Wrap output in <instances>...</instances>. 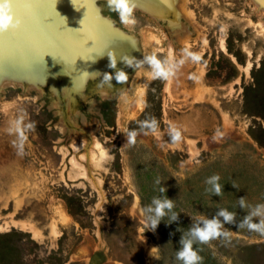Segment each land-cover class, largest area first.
I'll return each mask as SVG.
<instances>
[{
  "label": "rangeland",
  "instance_id": "rangeland-1",
  "mask_svg": "<svg viewBox=\"0 0 264 264\" xmlns=\"http://www.w3.org/2000/svg\"><path fill=\"white\" fill-rule=\"evenodd\" d=\"M44 1L16 0L27 25L0 35V264H180L194 221L225 208L239 222L242 197L264 204V0H133L134 26L105 0ZM185 48L201 61L167 82L122 60ZM117 70L127 82L99 86ZM22 112L35 122L23 156L6 131ZM151 117L158 135L127 145ZM214 174L222 196L205 191ZM160 186L179 220L152 232L143 209ZM225 228L230 242L194 245L202 264H264V236Z\"/></svg>",
  "mask_w": 264,
  "mask_h": 264
},
{
  "label": "clouds",
  "instance_id": "clouds-1",
  "mask_svg": "<svg viewBox=\"0 0 264 264\" xmlns=\"http://www.w3.org/2000/svg\"><path fill=\"white\" fill-rule=\"evenodd\" d=\"M16 0H0V35L15 32L22 28L23 19L19 17L15 11ZM109 10L114 11L121 22L126 26H134L137 19L134 15L135 4L133 0H105ZM27 10L31 12L30 3L27 5ZM92 41V40H89ZM88 43V42H87ZM93 43V41H92ZM110 59L109 67L116 69L117 56L113 52H108ZM124 63L133 67L135 70L139 67L147 66L150 70V78L152 80L171 81L173 80L181 67L188 61L192 63H199L201 56L197 52H193L187 48L182 50L181 58L177 59L171 55L160 59L155 53L143 56L142 60L123 56ZM76 62V61H75ZM113 78L118 83L128 81V74L124 70H117L115 76L105 73L103 80L100 82V87L107 85L112 87L111 81ZM195 79V77H193ZM74 83V82H73ZM26 114L23 112L14 120L10 121L6 129L9 135H14L16 139L12 142L13 147L16 149L17 154L23 156L25 154V144L28 139V133L35 129V122H25ZM158 135L159 122L155 117L146 118L139 122L138 130H126L124 133L126 137V144L135 146L137 136L140 134ZM167 135L172 144L177 145L183 141V134L181 129L175 124H170L168 127ZM215 139V137H214ZM221 177L219 174H214L205 180L208 186L205 191L211 195L222 196L223 186L219 183ZM156 185H161L159 178L155 181ZM233 187L237 188L235 183ZM167 189L163 186L159 187L160 196H154L151 204L143 209L144 223L148 231L155 232L161 221L165 217L168 219L167 224L177 222L179 220V213L176 212L174 200L169 199L164 193ZM241 209H247V214L243 219L237 222V214L225 208L218 209L212 218H203L194 221L187 231L182 234L179 241V249L176 252L175 259L180 264H202L203 258L194 245H208L217 239H223L225 242H230L231 231L225 228V224H236L239 229H247L249 232L264 236V204H256L254 206L248 205L245 198L238 200Z\"/></svg>",
  "mask_w": 264,
  "mask_h": 264
},
{
  "label": "bare ground",
  "instance_id": "bare-ground-1",
  "mask_svg": "<svg viewBox=\"0 0 264 264\" xmlns=\"http://www.w3.org/2000/svg\"><path fill=\"white\" fill-rule=\"evenodd\" d=\"M56 1V0H55ZM57 1H59V0H57ZM62 1H65V0H62ZM78 1V0H77ZM80 1H82V0H80ZM24 2V1H23ZM31 2V1H30ZM46 2V0L44 1V3ZM84 2V1H83ZM32 3V2H31ZM58 3V2H57ZM67 3V2H66ZM79 3V2H78ZM28 4V3H27ZM48 4V3H47ZM60 4V3H59ZM86 5V4H85ZM45 6H47V5H45ZM60 6H61V4H60ZM69 6V5H68ZM75 6V5H74ZM34 8V7H33ZM53 8V7H52ZM62 8V7H61ZM61 8H60V10H61ZM20 9H21V6L18 4V3H15V11L17 12V13H19V14H17L18 16H20L21 17V13H20ZM45 9H47V8H45ZM57 9H59V7L57 8ZM32 11L31 12H33V9H31ZM36 10V9H35ZM37 12V11H36ZM45 12H47V11H45ZM55 12V11H54ZM60 12V11H59ZM62 12V11H61ZM23 13H25V12H23ZM65 13H67V11L65 12ZM69 14H71V13H69ZM73 14V13H72ZM56 15H58V14H56ZM55 15V16H56ZM24 16V15H23ZM31 17H33V16H31ZM34 18V17H33ZM32 18V19H33ZM47 18H49V17H47ZM68 18H70V17H68ZM83 18V17H82ZM24 19V18H23ZM56 19V18H55ZM25 20V19H24ZM69 21V20H68ZM67 21V22H68ZM74 23V22H73ZM26 23L24 22L23 23V25H25ZM27 25V24H26ZM66 25V24H65ZM50 26V25H49ZM73 26V25H72ZM66 27V26H65ZM70 29H72L70 26H68ZM77 28V27H76ZM55 29V28H54ZM69 29V30H70ZM79 30H80V28H78ZM78 29H77V32H79L78 31ZM76 30V29H75ZM56 31H59V30H56ZM73 31H74V29H73ZM72 31V32H73ZM81 31V30H80ZM77 32L75 33V34H77ZM61 35H62V33H60ZM72 34V33H71ZM81 34V33H80ZM64 36H67V34L66 35H64ZM77 36V35H76ZM65 38V37H64ZM68 39V38H67ZM75 40H76V38H75ZM2 61V60H1ZM1 63V62H0ZM9 67V66H8ZM1 72V71H0ZM22 72V71H21ZM7 73V72H6ZM19 74V73H18ZM9 79V78H8ZM12 79V78H11ZM14 80H15V78H14Z\"/></svg>",
  "mask_w": 264,
  "mask_h": 264
}]
</instances>
